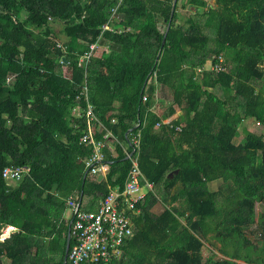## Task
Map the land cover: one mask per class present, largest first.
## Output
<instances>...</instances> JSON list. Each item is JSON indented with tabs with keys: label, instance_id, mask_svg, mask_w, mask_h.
I'll return each mask as SVG.
<instances>
[{
	"label": "trees",
	"instance_id": "1",
	"mask_svg": "<svg viewBox=\"0 0 264 264\" xmlns=\"http://www.w3.org/2000/svg\"><path fill=\"white\" fill-rule=\"evenodd\" d=\"M113 3L0 0V227H17L0 239V264H63L66 198L82 204L86 196L82 205L96 209L108 185L123 187L131 161L121 141L152 186L136 202L122 256L109 264H264V225L263 242L251 239L252 211L239 202L244 186L264 188V0H176L158 58L172 0H122L114 29H102ZM180 7L190 10L182 21ZM96 40L107 47L78 65ZM219 54L225 69H210ZM84 86L118 139L106 142L100 179L84 163L91 144L79 140ZM157 90L169 102L160 114L150 109ZM175 105L181 112L162 121ZM102 125H93L96 137ZM11 163L26 169L8 181L2 168ZM220 211L226 234L207 219Z\"/></svg>",
	"mask_w": 264,
	"mask_h": 264
},
{
	"label": "built area",
	"instance_id": "2",
	"mask_svg": "<svg viewBox=\"0 0 264 264\" xmlns=\"http://www.w3.org/2000/svg\"><path fill=\"white\" fill-rule=\"evenodd\" d=\"M121 2L122 0H114L108 19L102 24V29H114L111 23L118 19L117 9ZM98 45V40L90 42L89 47L79 54L77 64L86 68ZM208 67L215 71L225 69L223 56L219 54L215 61L209 63ZM65 75H70V70ZM81 93L87 101L84 108L86 129L80 135L79 140L91 144V152L84 158V163L91 173H106L109 166L104 160L103 149L107 141H118V139L108 128L103 127L93 105L87 100L86 86ZM142 98L145 99L146 94ZM160 123L161 121L156 122L157 125ZM94 124L102 125L105 129L100 137L94 134ZM176 128L179 127L176 126ZM139 133L140 131L137 130L131 136L133 150L139 146ZM120 143L122 146L126 144L124 150L131 161L123 187L108 185V191L100 199L96 209H87L82 206L78 196L69 195L66 198L71 214L64 218V222L70 231V238L73 237V242L68 248L67 264H109L113 257L121 255L122 244L133 234V215L139 212L136 202L144 195V192H139V190L142 186L150 188L152 183L144 178L137 154L127 150L129 143L124 141ZM25 169L26 166L23 165L7 164L2 168V175L8 181H12L18 179ZM141 178L144 179L143 183H141ZM16 229L17 227L11 223L2 225L0 239L8 238Z\"/></svg>",
	"mask_w": 264,
	"mask_h": 264
},
{
	"label": "rangeland",
	"instance_id": "3",
	"mask_svg": "<svg viewBox=\"0 0 264 264\" xmlns=\"http://www.w3.org/2000/svg\"><path fill=\"white\" fill-rule=\"evenodd\" d=\"M183 1L185 0H179V4H181ZM211 3H214V0H209ZM190 12V10L185 9L184 7H180L179 8V21H182L184 19V17ZM53 28L54 30L57 31V39L58 41H62V39H64L65 34L63 32H61V22L60 21H55L52 22ZM101 47H104L101 45ZM97 49V48H96ZM210 60L207 61L206 65H209ZM62 70L63 72H65L66 74H68L69 72V68L68 66L65 64L62 66ZM155 96L160 97L163 96V94L161 93L160 90H157V92L155 93ZM167 104L169 103L168 101H166ZM162 103V102H161ZM167 104L164 103V105L162 106V111H164L167 107ZM234 119V124H236L237 126L242 123H245V119H237L235 117L230 118V120L232 121ZM239 120V123H238ZM156 126H159L157 124H155ZM240 126V125H239ZM259 127V124L254 121V122H250V124H248V129L250 131H254L255 129H257ZM240 137H236V140H239ZM28 170L30 171V167H28ZM91 174V173H90ZM221 184L220 179H216L213 180L211 182V186L213 188H217L219 185ZM148 188L146 186H142L139 190V192L142 191H146ZM85 200H87L86 196H84L83 198V202L82 204L85 203ZM239 202H244L247 203L252 211V216L250 219V223H249V233L248 235L250 236L251 239L255 240V241H262L263 242V238L261 237L260 233H261V225H264V188H251L249 186H244L243 188V192L240 196ZM84 206V205H82ZM161 209V207L159 206L157 208V210ZM71 214V210L70 207L67 205L65 210L62 213V218H67L68 216H70ZM210 225L212 227H214V229L221 233V234H226L227 233V228L226 226L223 224L222 221V211L217 212L216 214L210 216L207 218ZM209 252L208 249H204V255H206ZM219 256H222L221 253L217 252ZM4 263L7 264L8 263V259H4Z\"/></svg>",
	"mask_w": 264,
	"mask_h": 264
},
{
	"label": "crops",
	"instance_id": "4",
	"mask_svg": "<svg viewBox=\"0 0 264 264\" xmlns=\"http://www.w3.org/2000/svg\"><path fill=\"white\" fill-rule=\"evenodd\" d=\"M64 38H66V36H64ZM101 45L102 46H104V47H101ZM107 47V45L106 44H99L98 45V47H97V49L95 50V54H99L101 51H102V49H105ZM162 102V103H161ZM164 103H166L167 104V102L166 101H161V100H159V99H156V101L153 103V105L150 107V109L153 111V112H155V113H158V114H160V113H162L163 111V109H162V106L161 105H164ZM80 109H78V108H75L74 109V112L76 113V112H80L79 111ZM181 108L180 107H177L176 105H175V108H174V110H173V112H172V114L171 115H169V116H167V117H165V118H163L162 119V121H170L172 118H174V117H176L178 114H179V112H181ZM154 128L157 130V129H159V126H156V125H154ZM126 146V144H123V149H125L124 147ZM113 147V146H112ZM101 173V172H100ZM99 174V173H98ZM103 175H102V177H104L105 176V173H102ZM98 176V175H97ZM101 177V178H102ZM144 193L146 192V191H143ZM161 207V205L160 204H156L155 206H154V210L155 211H158L157 210V208L158 207ZM160 210V209H159ZM182 219V218H181ZM121 254H123V251H122V253Z\"/></svg>",
	"mask_w": 264,
	"mask_h": 264
},
{
	"label": "water",
	"instance_id": "5",
	"mask_svg": "<svg viewBox=\"0 0 264 264\" xmlns=\"http://www.w3.org/2000/svg\"><path fill=\"white\" fill-rule=\"evenodd\" d=\"M175 3H176V0H172L170 17H169V20H168L167 25H166V30H165L164 35H163V37H162L161 45H160L159 50H158V52H157V58H158L159 55H160V52H161V49H162L163 43H164V41H165L166 31H167V29L169 28V25H170V19H171V16H172L173 10H174ZM128 131H129V130H128ZM126 157H127V156H126ZM102 175H103L102 173H99L98 176H97L98 179H100V178L102 177ZM85 176H86V172H85V174L83 175V180H84ZM55 185H56V183L53 184V188H52V189H54ZM69 244H70V231H69V229H67L66 241H65V247H64V255H63V264H65V262H66V258H67V253H68ZM121 256H122V254H121Z\"/></svg>",
	"mask_w": 264,
	"mask_h": 264
}]
</instances>
